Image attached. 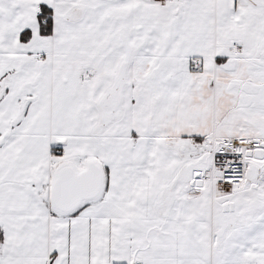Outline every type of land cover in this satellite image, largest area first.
<instances>
[{"label": "snow or ice", "instance_id": "6c2138e0", "mask_svg": "<svg viewBox=\"0 0 264 264\" xmlns=\"http://www.w3.org/2000/svg\"><path fill=\"white\" fill-rule=\"evenodd\" d=\"M0 264H264V0H0Z\"/></svg>", "mask_w": 264, "mask_h": 264}]
</instances>
